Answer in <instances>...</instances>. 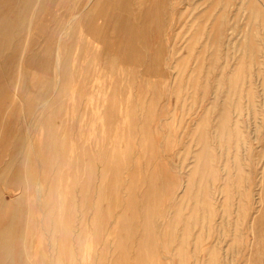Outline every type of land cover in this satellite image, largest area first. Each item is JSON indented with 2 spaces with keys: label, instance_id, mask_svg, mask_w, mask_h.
<instances>
[{
  "label": "rangeland",
  "instance_id": "obj_1",
  "mask_svg": "<svg viewBox=\"0 0 264 264\" xmlns=\"http://www.w3.org/2000/svg\"><path fill=\"white\" fill-rule=\"evenodd\" d=\"M187 1L0 0V264H264V0Z\"/></svg>",
  "mask_w": 264,
  "mask_h": 264
},
{
  "label": "bare ground",
  "instance_id": "obj_2",
  "mask_svg": "<svg viewBox=\"0 0 264 264\" xmlns=\"http://www.w3.org/2000/svg\"><path fill=\"white\" fill-rule=\"evenodd\" d=\"M90 1V0H89ZM95 1V0H94ZM118 2H117V4H119V7H120V10L118 11L119 13H118V18H117V21H118V23L120 24V26L121 27H123L124 26V24L125 23H127V22H130V20H132V18H130L129 17V14H130V10H131V7H132V4L134 3L136 6H137V9H138V7H139V5H138V2H139V0H117ZM169 1L170 0H145V4L143 5V6H145L146 8H145V15H147L148 14V17L150 18V19H152V17H157V16H155V12H156V10L158 9V7L159 6H161V4H163V3H165V4H167L168 5V3H169ZM174 1V0H173ZM189 1V0H188ZM187 1V2H188ZM194 1V0H193ZM204 2H202V3H200V2H197V3H194V10H199L200 8H202V7H204L205 5H206V7H209V5H210V3H211V1H214V0H203ZM180 2H181V0H180ZM224 2V1H223ZM240 2H242V1H240ZM191 3V2H190ZM220 2L218 1V0H216L215 1V6H214V9H212L213 11H215L216 10V8H217V6H218V4H219ZM259 3H262L260 0H244L243 1V7H244V9H245V11L246 10H250V13H251V24H253V25H255L254 24V22L255 21H257V16L259 15ZM169 4H171V2L169 3ZM173 4V3H172ZM181 4H182V2H181ZM180 4V5H181ZM186 4H188V3H186ZM213 4V3H212ZM240 4V3H239ZM263 4V3H262ZM164 5V4H163ZM192 5V4H191ZM190 5V6H191ZM165 6V5H164ZM171 6V5H170ZM179 6V5H178ZM189 6V7H190ZM229 7H232L231 6V4H230V1L229 0H225V2L222 4V6H221V8H220V13H219V15L217 16V15H214V19H215V21H214V23H216V25H221V24H225V22H226V19H227V17H226V9H228ZM167 8V7H166ZM260 8H262V7H260ZM142 9V8H141ZM161 10H162V8H160ZM164 9H165V7H164ZM163 9V10H164ZM168 9V8H167ZM167 9H165V10H167ZM175 9V8H174ZM243 9V10H244ZM38 10V9H37ZM161 10L160 11H158L157 10V12H160L159 14L160 15H158V17L156 18V20H160V18L162 19V17H164V15L163 16H161ZM184 10V9H183ZM194 10H193V12H194ZM168 11V10H167ZM176 11V10H175ZM181 11H182V9H181ZM203 11V10H202ZM260 11H262V10H260ZM132 12V11H131ZM137 12H139V11H137ZM169 12H170V10H169ZM169 12H166L167 14L169 13ZM185 12V11H184ZM192 12V11H191ZM193 12H192V15H193ZM242 12V11H241ZM244 12V11H243ZM133 13V12H132ZM165 13V12H164ZM170 14V13H169ZM168 14V15H169ZM172 14V13H171ZM180 15H181V12L179 13ZM83 15H84V13H83ZM133 15H134V13H133ZM157 15V14H156ZM166 15V14H165ZM210 16V15H209ZM240 16H241V14H240ZM91 17V16H90ZM167 17V16H166ZM169 17V16H168ZM174 17V16H173ZM179 17H181V16H179ZM262 17H263V20H264V13H263V15H262ZM116 18V17H115ZM171 18V17H170ZM169 18V19H170ZM194 19H196L197 18V16H196V18H195V16L193 17ZM209 18V17H208ZM130 19V20H129ZM134 19V18H133ZM167 19V18H166ZM168 19V20H169ZM262 19V18H261ZM116 20V19H115ZM174 20V19H173ZM185 20H187V19H185ZM198 20H200L201 21V18L199 17L198 18ZM116 21V22H117ZM133 21V20H132ZM163 21V20H162ZM170 21V20H169ZM234 21V20H233ZM70 22V21H69ZM87 22V21H86ZM179 22V21H178ZM115 23V22H114ZM168 23V22H167ZM105 26V25H104ZM111 26V25H110ZM113 26H114V24H113ZM113 26H112V29H113ZM117 26V25H116ZM133 27H134V25H132ZM184 26V25H183ZM245 26H248L247 24L245 25ZM8 27V26H7ZM60 27H62V26H60ZM130 28H131V26H130ZM132 30V29H131ZM49 31V30H48ZM255 31V30H254ZM111 32V31H110ZM121 33H122V31H120ZM119 32V33H120ZM253 32V31H252ZM8 33V32H7ZM56 33V32H55ZM230 33V32H229ZM254 33V32H253ZM255 34V33H254ZM253 34V35H254ZM66 35V34H65ZM114 35V34H113ZM86 36V35H85ZM107 36V35H106ZM109 37H111V35L109 36ZM108 37V38H109ZM131 37H133V35L131 36ZM216 37H218V36H216ZM243 37H244V39H248V37H247V34H243ZM253 37V36H252ZM219 38H221V37H219ZM131 39V38H130ZM254 39V38H253ZM134 40V39H133ZM246 40H245V42H246ZM249 40V39H248ZM219 41H220V39H219ZM228 41V40H227ZM130 42V41H129ZM133 42V41H132ZM215 42V41H214ZM221 42V41H220ZM229 43V42H228ZM231 43H233L232 41H230V44ZM40 44V43H39ZM252 44V43H251ZM232 45V44H231ZM229 46V45H228ZM232 47V46H231ZM239 47H240V49H241V46L239 45ZM99 48V47H98ZM245 49V46H243V48H242V50H244ZM43 50V49H42ZM229 51V50H228ZM227 51V52H228ZM246 51V49L244 50V51H242V53L243 52H245ZM248 51V50H247ZM246 51V52H247ZM38 52V51H37ZM40 52V51H39ZM105 52V51H104ZM249 52V51H248ZM56 53V52H55ZM248 54V53H247ZM40 55V54H39ZM41 55H42V53H41ZM58 56H59V54H58ZM39 58V57H38ZM61 57L59 56V58H58V61H57V63H56V65H55V67H57L58 68V66L60 65V63H59V59H60ZM45 59V58H44ZM41 60H43V59H41ZM61 62V61H60ZM35 66H37V65H35ZM41 66V65H40ZM60 67V66H59ZM59 69V68H58ZM57 73H58V71H56ZM55 74V73H54ZM56 76V74L54 75V77ZM59 77V76H58ZM56 78V77H55ZM58 79V78H57ZM55 81H56V79H55ZM57 82V81H56ZM60 82V81H59ZM49 84V83H48ZM47 84V85H48ZM55 85V84H54ZM57 85V84H56ZM58 85H60V84H58ZM50 90V89H49ZM51 94V93H50ZM42 98V96L40 97V99ZM45 97H43L42 99H44ZM130 98V97H129ZM45 100V99H44ZM125 122V121H124ZM126 123V122H125ZM120 132V131H119ZM26 133H27V131H26ZM122 133V132H121ZM30 134V133H29ZM114 134V133H113ZM25 136H28V133H27V135H25ZM31 136V135H30ZM25 144H26V142H25ZM48 148V147H47ZM125 149V148H124ZM131 151V150H130ZM58 153V152H57ZM132 154V153H131ZM99 178V177H98ZM80 179V178H79ZM14 226V225H13ZM13 229V228H12ZM9 235V234H8ZM10 236V235H9ZM10 239V238H9ZM9 240L8 239H6V243H8L9 244ZM11 244V243H10ZM9 244V245H10Z\"/></svg>",
  "mask_w": 264,
  "mask_h": 264
}]
</instances>
